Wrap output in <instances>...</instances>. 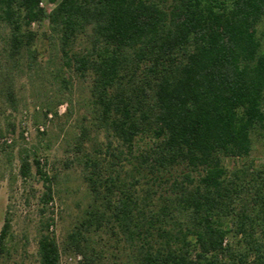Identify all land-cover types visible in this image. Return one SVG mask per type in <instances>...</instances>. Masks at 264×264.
<instances>
[{
    "label": "trees",
    "instance_id": "16d2710c",
    "mask_svg": "<svg viewBox=\"0 0 264 264\" xmlns=\"http://www.w3.org/2000/svg\"><path fill=\"white\" fill-rule=\"evenodd\" d=\"M41 1L0 0L9 54L34 51L31 25L47 21L64 64L92 79L110 159L84 160L92 203L61 246L45 219L39 264L61 249L80 264H264V163L250 159L264 137V0ZM87 139L84 126L77 146ZM32 162L47 202L51 178ZM9 229L5 217L1 249Z\"/></svg>",
    "mask_w": 264,
    "mask_h": 264
},
{
    "label": "rangeland",
    "instance_id": "374dc122",
    "mask_svg": "<svg viewBox=\"0 0 264 264\" xmlns=\"http://www.w3.org/2000/svg\"><path fill=\"white\" fill-rule=\"evenodd\" d=\"M43 5L47 11L54 6L45 0ZM31 29L38 33L34 51L24 50L13 57L6 44L8 28L0 27V231L5 217L10 220L7 241L2 249L0 245V264H39L38 233L47 217L53 218L49 230L62 245L66 233L78 225L92 203L84 160L94 158L97 149L102 151L101 158L107 154L106 135L93 124L91 77L64 64L57 38L48 33L47 21L33 23ZM85 45L80 38L74 50ZM84 126L88 139L78 147L77 137ZM25 154L31 162L37 159L51 178L52 196L47 202L42 200L43 178L33 162L28 175L20 173ZM250 159L264 163V137L254 139ZM242 162L225 159L227 166ZM109 243L110 252H114V241ZM77 255L61 249L58 264H80L82 257Z\"/></svg>",
    "mask_w": 264,
    "mask_h": 264
},
{
    "label": "built area",
    "instance_id": "2783aa9c",
    "mask_svg": "<svg viewBox=\"0 0 264 264\" xmlns=\"http://www.w3.org/2000/svg\"><path fill=\"white\" fill-rule=\"evenodd\" d=\"M43 3H44V0H42L41 2H40V6H44L43 5ZM39 128L42 130L43 129V127L42 126H39ZM77 258L79 259L80 258V255H77Z\"/></svg>",
    "mask_w": 264,
    "mask_h": 264
}]
</instances>
